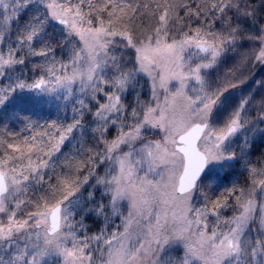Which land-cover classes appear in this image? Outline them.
Listing matches in <instances>:
<instances>
[{
    "label": "snow or ice",
    "instance_id": "1",
    "mask_svg": "<svg viewBox=\"0 0 264 264\" xmlns=\"http://www.w3.org/2000/svg\"><path fill=\"white\" fill-rule=\"evenodd\" d=\"M262 18L264 0H0V115L23 125L0 123V264H264ZM46 104L71 121L33 119ZM236 165L247 186L217 194Z\"/></svg>",
    "mask_w": 264,
    "mask_h": 264
},
{
    "label": "trees",
    "instance_id": "2",
    "mask_svg": "<svg viewBox=\"0 0 264 264\" xmlns=\"http://www.w3.org/2000/svg\"><path fill=\"white\" fill-rule=\"evenodd\" d=\"M260 2H261V0H248V3L252 4L253 6H255L256 4H259ZM193 7H195V4H193ZM181 15H183V12H181ZM21 23H23V18H21ZM255 24H256L257 28L261 25H264V18L258 19L255 22ZM217 27H219V25H217ZM244 27H245V31H244V33H242V35H246L248 33V31L250 30L249 24H245ZM13 28H15V25H13ZM14 36H15V32H13V37ZM247 46L248 45L245 44V47H247ZM56 56L57 57L61 56V51L59 49L56 52ZM16 71L19 72L20 68L17 67ZM36 75H40V73L37 72ZM245 75H247V73H245ZM27 76L29 79L32 78L31 71H29L27 73ZM261 76H264V72H259V74L256 75V79H260ZM4 83H7V81H4ZM252 83H254V81H252ZM252 83H250L244 89V94H246L248 91L251 90ZM133 95H134V93L129 92L127 99L131 100ZM147 95H148V90H147V85H145V88H144V91L142 93L141 98L146 99ZM16 111H18V110L9 107V108L5 109V111L3 112L2 115H0V123L7 124L8 125V131H19V129L23 126L21 124L20 120L16 119V117L13 115V113ZM24 114L25 113H20L21 116H23ZM254 114L255 113H253V115ZM60 117H67V119L64 120V123H68L71 121V117H72L71 105H69L68 110L66 112L63 109H61L58 113L55 105H54V111H53L51 108V105L46 104L43 106V110L40 111L39 116H33V119L39 118L40 122L43 123L44 120H49V121L50 120H58ZM88 120H91V116L86 117V122ZM256 127H257V130L255 131V133H250V135L253 137V143H252V151L250 152L249 155L253 161H256L257 159L264 157V134H262L259 131V129H264V123L258 124ZM25 134H30V133H25ZM237 143H239V141ZM64 150L67 151V148H65ZM236 169L237 170H230L229 171L227 178L222 181L220 188L216 189L217 194L219 193L221 188H223L225 186H229L231 179L235 178V177H239V185L240 186H245V187L247 186V174L241 173L240 171H238L239 165H236ZM197 206H199V204H197ZM232 214H233L232 209H227L222 213V218L230 217ZM77 218H79V217H77ZM211 222L214 223L215 222L214 219H212ZM85 223L89 226L87 229V235H92L94 233L99 232L100 226L103 223V219L102 218L97 219L95 217V214H92L85 219ZM118 223H119V220L118 219L115 220L113 222L112 227H110L108 229V231L111 232L114 229L115 224H118ZM172 254L179 255V252H173ZM56 264H58V262H56Z\"/></svg>",
    "mask_w": 264,
    "mask_h": 264
},
{
    "label": "rangeland",
    "instance_id": "3",
    "mask_svg": "<svg viewBox=\"0 0 264 264\" xmlns=\"http://www.w3.org/2000/svg\"><path fill=\"white\" fill-rule=\"evenodd\" d=\"M0 79H2V78H0ZM173 90H174V89H173ZM51 108H52V110L54 111V104L51 105ZM214 223H215V222H214ZM214 223H213V224H214ZM56 262H57V261L49 260V261H48V264H56Z\"/></svg>",
    "mask_w": 264,
    "mask_h": 264
}]
</instances>
